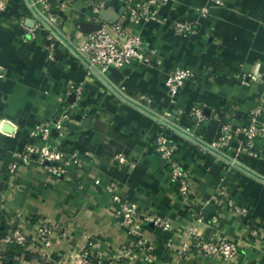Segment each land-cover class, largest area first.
<instances>
[{
	"label": "crops",
	"instance_id": "crops-1",
	"mask_svg": "<svg viewBox=\"0 0 264 264\" xmlns=\"http://www.w3.org/2000/svg\"><path fill=\"white\" fill-rule=\"evenodd\" d=\"M33 1L54 27L69 35L75 23L87 19L94 0H72L65 11L52 8L49 12ZM0 3V217L22 222L29 238L39 220L56 227L46 252L33 243L24 250L3 245L1 231L0 251L15 255L22 264H57L60 258L71 264L82 250L107 263L129 249L131 264H147L143 249L135 247L137 236L117 221L111 194L105 189L112 180L138 207L170 219V233L152 227L142 232V238L154 246V264H264V144L257 145L253 157L236 154L233 148L217 151L237 158L262 179L201 145L215 140L225 123L236 127L254 119L264 121V0L222 4L169 0L142 25L125 22L140 36L148 62L118 69L122 78L115 85L140 107L114 92L112 79L104 80L87 68L65 40L55 34L48 38L51 32L46 26L29 35L26 31L36 16L27 0ZM196 6H206L208 15L197 14L192 10ZM103 8L119 14L124 0H109ZM183 22L191 26L187 33L175 27ZM177 68H187L193 76L171 94L165 81ZM70 85L80 88L81 102L63 135L53 132L51 144L77 151L80 166L70 180L49 176L37 166H19L11 172L14 153L27 143L30 129L52 124L63 107L75 102L74 94L66 92ZM142 108L162 120L174 114V123L200 144ZM159 133L177 146V160L189 178L188 198L178 195L177 183L154 152ZM117 154L125 156L127 163L117 162ZM218 185L250 209L261 231L258 240L247 238L241 218L212 203ZM213 216L215 224L210 223ZM226 234L239 244L236 260L198 255L192 248L196 238Z\"/></svg>",
	"mask_w": 264,
	"mask_h": 264
},
{
	"label": "built area",
	"instance_id": "built-area-1",
	"mask_svg": "<svg viewBox=\"0 0 264 264\" xmlns=\"http://www.w3.org/2000/svg\"><path fill=\"white\" fill-rule=\"evenodd\" d=\"M35 1L40 2L46 12H49L52 8L65 11L71 7L72 3V0ZM108 1H92L85 21L92 23L101 22L99 12ZM167 1L169 0H124V8L118 14L115 22L102 21L98 29L87 33L81 32L79 24L75 23L72 27V34L69 33L68 35L60 32L54 27L52 22H49L60 34V38L69 44L73 52L85 63L87 68L93 72L97 70L98 73L104 74L108 71V66L110 65L115 66L117 69H122L130 64L148 62L140 36L129 30L125 22H130L134 26L142 25L154 16L160 4ZM224 1L226 2L227 0H214L218 4H222ZM34 4L33 0H27L29 8L35 9ZM2 6L0 3V8ZM192 10L201 16L208 15L206 6H196ZM37 12H39L40 16L46 18L43 12L38 10ZM66 18V20L70 19V17ZM42 24L41 19L36 16L33 26L29 27L26 32L32 36L39 26H45ZM175 27L177 31L183 33L191 30V26L187 22L176 23ZM50 32L51 35L48 38H52L53 34H55L52 31ZM22 37L24 38L25 36L22 35ZM192 76L193 73L189 69L177 68L169 74L165 85L169 92L173 94L177 91L179 85L185 80L192 78ZM240 82L246 84L243 79ZM66 92L74 94L75 102L63 107L59 117L52 124H38L30 129L27 143L20 151L14 153L15 161L10 166L11 172L16 171L19 166H37L42 173L49 176L70 180L71 173L80 166L81 160L77 151H69L51 144V140L54 138L53 131H55L57 137L63 135L67 122L73 117L74 108L79 106L81 102L82 95L79 87L70 85L66 88ZM193 110L200 118L198 110ZM259 143L264 144V121L254 119L245 125L236 127H232L229 123L223 124L217 138L207 145L215 151L226 153L233 148L236 154L253 157L256 156ZM153 144L154 152L166 167L170 179L177 183L178 195L188 198L190 194L189 178L177 160L176 144L164 133H159L154 138ZM114 158L119 163H127L125 156L122 154H117ZM233 158V160L237 159ZM130 166H132L131 163ZM96 182L98 183V180ZM105 189L111 194V203L114 206L118 223L125 227L129 234L137 236L135 247L143 249V261L147 264H154L156 260L154 246L142 238V232L146 228L152 227L170 233L173 230L170 219L155 210L138 207L122 193L121 187L116 181H108ZM211 201L214 205L225 207L232 215L243 220L248 239H259L261 231L257 222L253 219L250 209L237 203L222 185L217 186ZM216 222L217 218L213 216L210 219V223L215 224ZM55 228L54 224L48 220H39L33 237L29 238L22 222L0 217L2 244L12 247L17 246L23 250L28 249L32 243L37 244L42 252L49 250L53 244ZM238 247V242L227 234L216 239L196 238L192 246L198 255L230 261L236 260L239 253ZM187 249H189V246L188 248L183 247L181 251L183 252ZM132 253L131 250L124 249L106 263L96 253L90 250H82L75 254L70 262L71 264H131ZM64 262L65 259L60 258L57 264H65ZM0 264L22 263L16 261L15 255L9 257L6 253L0 251Z\"/></svg>",
	"mask_w": 264,
	"mask_h": 264
},
{
	"label": "water",
	"instance_id": "water-1",
	"mask_svg": "<svg viewBox=\"0 0 264 264\" xmlns=\"http://www.w3.org/2000/svg\"><path fill=\"white\" fill-rule=\"evenodd\" d=\"M32 11H33V13L36 16H38L41 19L43 24L50 31L54 32L60 38V34L51 26L50 22L46 18H44L43 16H40L39 12H37V10H35L33 8H32ZM99 18H100L101 22L103 21V22L113 23V22H115L117 20L118 14L116 12L109 11L108 9H104L103 8L99 12ZM101 22L92 23V22H88V21H80L79 22V28H80L81 32L87 33V32H90V31L98 29L100 27V25H101ZM95 73L102 79H104V78L112 79V81L114 83V84H112L113 86H111L112 90H114V92H116L118 95L122 96V98L124 100H127L131 104L140 107L134 101L130 100L125 95L121 94V92H119V90L116 88L115 84L120 81V79L122 78V75H121V72L115 66H113V65L108 66V71H107L106 75L98 73L97 70H95ZM144 109L142 108V110H144ZM144 111L147 112L148 114L152 115L156 119L160 120L164 125H166L170 129H172L173 131L178 132L181 135H183V136L193 140L194 142L200 144L198 142V140H196L192 135H190L189 133H187L185 130H183L182 128H180L179 126H177L174 123V114L171 115L168 118V120H162V118H159L158 116H155L154 114H152L147 109H145ZM201 145L204 146L207 150H209V151H211V152H213L215 154H218L221 158H223L225 161H227L228 163L232 164L233 166H236V167L246 171L248 174H251L252 176H254V177L258 178V179H262L261 176H258L257 174L253 173L248 168L244 167L240 162H238L236 160H233L232 158L228 157L225 154L218 153L217 151L211 149L207 144H201Z\"/></svg>",
	"mask_w": 264,
	"mask_h": 264
},
{
	"label": "trees",
	"instance_id": "trees-1",
	"mask_svg": "<svg viewBox=\"0 0 264 264\" xmlns=\"http://www.w3.org/2000/svg\"><path fill=\"white\" fill-rule=\"evenodd\" d=\"M16 250H22L20 247H14ZM9 257H11V255H8Z\"/></svg>",
	"mask_w": 264,
	"mask_h": 264
}]
</instances>
